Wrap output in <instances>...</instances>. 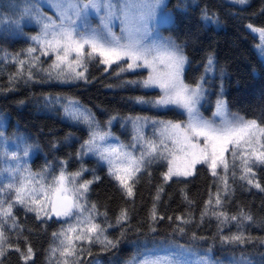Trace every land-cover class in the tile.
Here are the masks:
<instances>
[{
  "label": "trees",
  "instance_id": "16d2710c",
  "mask_svg": "<svg viewBox=\"0 0 264 264\" xmlns=\"http://www.w3.org/2000/svg\"><path fill=\"white\" fill-rule=\"evenodd\" d=\"M165 3L175 24L163 26L160 31L175 41L187 57L185 82L194 85L203 77L205 99L200 108L203 116L212 118L216 101L223 99L231 113L264 123V58L256 48L259 37L247 28L248 24L264 27V0H248L243 5L234 0H165ZM33 6L47 16L53 14L41 0H0V132H3L0 185L9 183L5 170L17 163L27 165L33 172L48 165L54 175L59 174L61 167L66 172L86 169L77 180L79 183L94 181L89 186L87 200L96 205L99 213L95 222L112 225L106 235L120 242L107 250L100 243H82L80 264H128L138 251L151 255L185 251L186 257L192 260L207 254L219 264H264V191L241 180L239 167L234 177L231 167L229 169V192L225 196L221 179L214 177L206 165H197L193 176L173 177L165 182L162 174L167 170L166 162H156L138 174L133 195L129 197L108 174L105 162L91 153L77 155L82 151L81 145L89 139L91 129L65 116L62 107L65 98L77 101L91 113L100 130L111 133L107 143L136 144L135 148H129L136 155L140 153V146L133 139L135 131L129 117L148 118L144 134L153 138L152 120L185 122L187 115L173 106L157 108L138 103L137 97L151 100L161 92L128 83L146 78L148 69L120 72V66L126 67V64L112 65L105 71L106 66L98 59L88 62L86 79L79 80L49 78L46 71H36L32 80H10L16 72L12 57L20 53V58H24L28 47H37L30 39L40 31V24L31 13ZM205 11L217 22L205 21ZM209 57L213 59L212 71L205 70ZM53 59L54 56H41L38 67L48 69ZM57 97L59 103L55 102ZM25 145L32 146L27 157L22 155ZM12 152L19 153L21 159H10ZM228 158L231 165L230 155ZM217 171L220 177L224 175L221 169ZM253 171V179L264 188V165H257ZM47 179L50 182L51 176ZM218 191L222 207L216 211L231 216L243 210L254 220L241 225L230 222L221 227L211 215L201 219L205 202L211 197L214 205ZM154 204L156 220L151 216ZM123 210L127 211L128 219L118 224L117 218ZM14 214L22 230L7 231L9 243L19 245L25 253L31 245L34 256L28 264H57L59 257L50 255L51 247L57 244L52 233L68 227L65 218L53 215L49 219L41 214L37 219L35 212L26 211L22 206H16ZM177 217L190 222L184 223ZM70 222L75 223V219ZM179 228L184 231L180 232ZM238 231L250 242H221V236H231ZM0 264H24V261L20 253L9 250Z\"/></svg>",
  "mask_w": 264,
  "mask_h": 264
},
{
  "label": "snow or ice",
  "instance_id": "6c2138e0",
  "mask_svg": "<svg viewBox=\"0 0 264 264\" xmlns=\"http://www.w3.org/2000/svg\"><path fill=\"white\" fill-rule=\"evenodd\" d=\"M234 2L243 5L248 0ZM51 6L55 9L58 19L45 15L38 7L33 6L31 13L40 24V31L30 39L37 47H28L24 58H20V53L12 57L16 72L10 76V80L18 78L32 80L36 71H46L49 78L55 77L62 81L79 80L86 79L88 62L98 59L100 64L106 66L105 71L112 65L126 64V67L120 66V72L137 68L148 69L146 78L128 83L139 84L143 88L159 89L161 92V95L151 100L137 97L138 103L157 108L175 106L187 115L186 122L152 120L153 138H148L144 134L148 118L129 117L135 131L133 139L140 146V153L136 155L134 151L129 150L130 147L135 148L136 144L107 143L111 133L100 130L91 113L81 108L77 101L65 98L62 105L65 116L85 123L91 129L89 139L81 145L82 151L77 153L78 156L91 153L105 162L108 174L129 197L133 195V186L138 174L156 162H166L167 170L162 174L165 182L173 177L193 176L197 165H206L214 177L221 179L223 192L227 196L229 169L231 167L234 177L235 170L239 167L241 180L264 191L261 184L253 179L254 167L264 165V123L231 113L223 99L216 101L212 118L203 116L200 111L202 101L205 99L203 77L201 82L194 85L186 83L184 69L188 61L183 49L160 34L162 26L175 24L174 16L167 11L165 0H51ZM90 9L97 14L102 13L100 23L96 27L86 22ZM203 19L212 23L217 22L207 11L203 13ZM114 20L120 22L119 35L113 31ZM247 27L258 34L260 43L256 48L259 55L264 58V27H255L252 24H248ZM37 52L39 55H35ZM41 56H54L48 69L38 67ZM205 70H213L212 57H209ZM55 102L59 103L60 98L57 97ZM2 135L3 132H0V136ZM31 147L25 145L23 157L29 155ZM10 159L19 161L21 156L17 152H12ZM61 163L63 165L66 162ZM48 169L49 166L45 165L41 171L33 172L27 165L17 163L15 167L5 170L10 180L9 183L0 185V261L9 250L20 253L24 264H28L34 256L31 245L27 246L25 253L19 245L13 246L9 243L6 232L21 229L14 214L16 206L35 212L37 219L41 218V214L49 219L53 215L56 218H65L68 227L52 233L57 244L51 247L50 255L59 257L57 264H80L79 255L83 252L84 242L100 243L105 250L117 247L120 241L109 239L106 235L107 228L112 225L102 226L96 223L95 218L99 215L96 205L88 203L87 193L94 181L85 180L79 183L77 180L86 169L66 172L64 167H61L58 175L52 174ZM218 169L223 171L222 177L219 176ZM48 176H51L50 182ZM94 179L98 180L99 177ZM220 207L222 199L218 191L214 205L211 197L205 202L201 219L211 215L221 227L230 222L241 225L245 221L254 220L251 214L243 210L238 215L231 216L224 211H216ZM104 215L106 216V213ZM151 216L153 220L157 219L155 204ZM72 218L75 219V223L70 222ZM127 219V211L123 210L117 218V223L120 224ZM177 219L184 223L190 222L184 217ZM179 231L183 232L184 229L179 228ZM193 237L195 238L194 233ZM221 242L245 244L250 241L242 231H238L231 236H221ZM128 264H219V262L207 254L198 255L197 259L192 260L186 257L185 251L168 255H151L138 251L130 258Z\"/></svg>",
  "mask_w": 264,
  "mask_h": 264
},
{
  "label": "rangeland",
  "instance_id": "374dc122",
  "mask_svg": "<svg viewBox=\"0 0 264 264\" xmlns=\"http://www.w3.org/2000/svg\"><path fill=\"white\" fill-rule=\"evenodd\" d=\"M41 3L44 5V6H46L47 8H49L51 11H52V15L50 16V17H53V18H56V19H58V16H57V13H56V11H55V9L51 6V0H41ZM100 15H102V13L101 14H97V13H95V11L94 10H89V14H88V18H87V23L88 24H90L92 27H96L97 25H99V23H100ZM78 23H80L79 21H78ZM164 26H166V25H164ZM163 27V26H162ZM256 27V26H255ZM248 28V27H247ZM249 31H251L250 29H248ZM113 31H115L116 33H117V35H119L120 34V22H119V20H114L113 21ZM252 32V31H251ZM253 33V32H252ZM160 34L164 37V38H167V39H170L169 37H166V36H164L162 33H161V31H160ZM254 35H256V36H258V34L257 33H253ZM259 37V36H258ZM170 40H172V39H170ZM173 41V40H172ZM175 42V41H174ZM176 43V42H175ZM177 44V43H176ZM178 45V44H177ZM185 55V54H184ZM187 64V63H186ZM185 67H186V65H185ZM173 107H175V106H173ZM177 109H179V108H177ZM179 110H181V111H183L182 109H179ZM187 120V119H186ZM186 122V121H185Z\"/></svg>",
  "mask_w": 264,
  "mask_h": 264
}]
</instances>
